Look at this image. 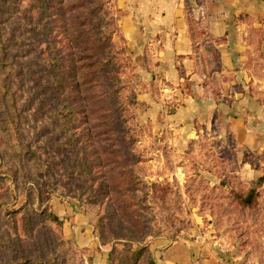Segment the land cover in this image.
I'll use <instances>...</instances> for the list:
<instances>
[{"label": "trees", "instance_id": "obj_1", "mask_svg": "<svg viewBox=\"0 0 264 264\" xmlns=\"http://www.w3.org/2000/svg\"><path fill=\"white\" fill-rule=\"evenodd\" d=\"M108 1L58 0L55 6L52 0H31L32 8L39 12L34 29L42 39V58L37 60L36 68L41 61L47 72L41 90H49L48 100L56 102L48 123L41 128L43 132L60 131L63 138L58 147H65L73 154V169L85 177L89 163L83 148L77 145L80 135L75 134L74 125L79 120L86 124L85 134L88 140L92 139L93 151L106 172L107 192L114 208L113 228L106 226L105 215L98 211L94 212L92 220L99 244L110 245L105 264H157L145 243L146 238L165 235L175 241L179 232L187 227L180 225L183 223L174 230L164 225L161 229L150 227L146 196L133 197L141 191L144 181L131 167L137 162L132 152L135 140L128 124L131 118L126 113L128 106L121 98L124 83L111 50L113 35L122 33L119 18L112 25L104 15ZM59 34L65 41L63 45H59ZM211 50L216 57L218 52ZM203 70L204 84H211V96L216 100L218 90L211 77L213 68L204 62ZM15 75L0 15V264H60L61 255L74 246V242H54L50 248L46 241L43 230L48 229V225L60 226V223L45 203L47 188L34 148L38 135H30L24 124L28 105L18 99ZM67 88L73 92V101L67 96ZM132 102V116L136 117L138 101L133 99ZM230 181L229 176H223L219 183L220 187L228 186L226 205L236 216L257 225L256 244L262 245L264 172L250 187ZM150 187L153 194H158L157 199L163 201L165 188L154 184ZM243 233L236 235L241 251L251 246L248 237L240 239ZM37 235H41L42 241H38Z\"/></svg>", "mask_w": 264, "mask_h": 264}, {"label": "rangeland", "instance_id": "obj_2", "mask_svg": "<svg viewBox=\"0 0 264 264\" xmlns=\"http://www.w3.org/2000/svg\"><path fill=\"white\" fill-rule=\"evenodd\" d=\"M57 1L52 0L53 5L56 6ZM113 1L105 4L104 15L115 25L120 14ZM30 2L31 0H0V15L3 18L9 61L16 71L13 81L18 85V99L28 105L24 124L30 135H38L34 148L40 159L42 180L47 188L45 203L60 223V226L48 225L49 230L44 229L43 232L50 248L54 242H74V246L61 255L60 264H96L100 262L99 256L108 253L110 245L99 244L92 222L94 212L105 215L106 226H114V208L107 192L108 185L106 186L107 175L93 151L92 139H87L83 120L75 123L74 128L76 127L75 134L80 135L77 145L83 148L89 163L85 177L73 169V154L66 151L65 147H58L63 138L60 131L43 132L41 128L48 123L56 102L48 100L46 95L49 90H41L45 85L47 72L42 68L41 61L39 68H36L37 60L42 58V39L34 29L39 12L32 8ZM58 38L61 39L59 45H63L65 41L62 34ZM111 50L118 64V75L124 83L121 98L128 106L126 113L131 117L128 124L135 140L132 152L137 162L130 165L144 181L141 191L133 197L146 196L149 205L146 213L151 216L150 227L161 229L164 225L167 229L174 230L175 226L183 223L180 225L187 229L180 231L176 240L187 237L193 244L205 248L203 251L207 256L212 254L223 263L232 262L239 256L242 257L241 264H264V237L262 245H257V225L235 215L226 205L228 199L225 189L228 186H219L223 176H229L232 182H240L245 187H250L258 177L241 178V157L237 158L236 155V142L231 135V126L223 122L218 114L211 113V118H206V113L199 111L191 126L185 127L180 133L179 128L174 131L165 117L175 111L173 107H168L167 99H163L164 106L154 112L138 102L136 117H133L132 101L136 96L135 85L139 79L128 71L130 63L124 50L122 34L113 35ZM215 83L218 84L216 80ZM66 93L73 101V92L67 88ZM172 136L174 140L171 139ZM179 137L181 140H178ZM250 154L244 150L243 158ZM256 163L257 168L261 169L264 165L263 156ZM262 171L264 172V168ZM153 184L165 188L163 201L157 199V193L153 194L150 187ZM48 187L52 189L49 192ZM262 187L264 190V186ZM260 223L264 225V220ZM241 231L244 233L240 239L248 237L251 243L243 251L236 239ZM159 237L168 239L165 235L149 236L145 243L151 249L150 241ZM38 239L39 242L42 241L41 235ZM151 251L153 252L152 249Z\"/></svg>", "mask_w": 264, "mask_h": 264}, {"label": "crops", "instance_id": "obj_3", "mask_svg": "<svg viewBox=\"0 0 264 264\" xmlns=\"http://www.w3.org/2000/svg\"><path fill=\"white\" fill-rule=\"evenodd\" d=\"M114 4L128 71L139 79L135 99L152 112L167 99L175 111L165 117L179 133L192 125L199 111L206 118L218 114L231 126L241 178L261 175L264 165L258 169L256 162L264 158V0H114ZM204 62L213 68L216 100L211 84H204ZM244 150L251 153L247 158ZM150 247L159 264L242 262L239 256L229 263L207 256L205 248L187 237L154 238ZM106 257L99 256L96 264H105Z\"/></svg>", "mask_w": 264, "mask_h": 264}]
</instances>
